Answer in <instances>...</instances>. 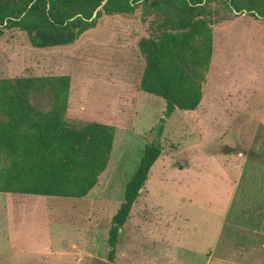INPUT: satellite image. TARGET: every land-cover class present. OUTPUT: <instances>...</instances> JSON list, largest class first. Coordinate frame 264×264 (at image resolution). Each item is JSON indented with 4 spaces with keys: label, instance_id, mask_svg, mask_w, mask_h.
Listing matches in <instances>:
<instances>
[{
    "label": "rangeland",
    "instance_id": "rangeland-1",
    "mask_svg": "<svg viewBox=\"0 0 264 264\" xmlns=\"http://www.w3.org/2000/svg\"><path fill=\"white\" fill-rule=\"evenodd\" d=\"M209 9L213 53L203 97L196 109L168 116L164 99L139 86L138 41L151 20H141L140 6L131 14H102L66 46L37 48L23 31L4 30L0 78L69 75L65 122L106 123L114 137L107 166L84 197L0 192V206L9 204L4 196L24 198L12 219L26 222L32 244L49 249L42 257L0 254V264L109 261L111 218L152 143L161 153L120 228L111 262L264 264V16L222 0ZM31 102L50 104L41 95ZM7 231L0 228V235ZM1 243L10 248L6 238Z\"/></svg>",
    "mask_w": 264,
    "mask_h": 264
},
{
    "label": "trees",
    "instance_id": "trees-1",
    "mask_svg": "<svg viewBox=\"0 0 264 264\" xmlns=\"http://www.w3.org/2000/svg\"><path fill=\"white\" fill-rule=\"evenodd\" d=\"M211 1L216 0H106L92 18L102 0H0V37L17 28L34 47L66 46L94 27L102 14H131L140 6L141 20H151L138 41L144 59L139 86L164 99L168 116L174 109H196L203 97L213 53ZM222 1L264 16V0ZM69 87L67 74L0 78L1 192L84 197L96 185L109 160L114 130L96 121L81 127L67 124ZM34 95L47 97L49 108L34 105ZM160 153L159 144L146 145L125 183L123 201L106 234L109 261Z\"/></svg>",
    "mask_w": 264,
    "mask_h": 264
},
{
    "label": "crops",
    "instance_id": "crops-1",
    "mask_svg": "<svg viewBox=\"0 0 264 264\" xmlns=\"http://www.w3.org/2000/svg\"><path fill=\"white\" fill-rule=\"evenodd\" d=\"M141 190V189H140ZM1 192V191H0ZM6 194H11L13 192H4ZM17 193V192H15ZM21 194H26V193H21ZM27 195V194H26ZM35 195V194H33ZM11 199V200H10ZM23 197L22 196H4L3 200L4 202H9L7 205L4 203V205L0 206V215L1 218L4 219L0 223V228L8 230L4 236H1L2 238H6L8 240V246L10 248L7 249L2 243L0 246H3V249H0V254H14L16 257L21 256L22 258H27L25 256H37V257H42L45 253V255H49V249L47 244H38L37 247L35 244H32V242H36V239H32L31 237H28L27 234L28 232L25 231L26 228V222H15L14 219H12V214H14L16 211L18 212V209L23 208L25 205L22 204L23 202ZM12 206H10L11 204ZM25 208V207H24ZM12 209L13 211H11ZM11 211V212H10ZM33 223V222H32ZM20 225V228L17 226ZM13 228L22 229L23 231H15L14 233L12 231H9ZM38 234V232H36ZM29 239H32L33 241L31 242Z\"/></svg>",
    "mask_w": 264,
    "mask_h": 264
},
{
    "label": "water",
    "instance_id": "water-1",
    "mask_svg": "<svg viewBox=\"0 0 264 264\" xmlns=\"http://www.w3.org/2000/svg\"><path fill=\"white\" fill-rule=\"evenodd\" d=\"M106 0H102L101 4L99 7H97V9L93 12V15H92V18L95 17L96 15V11L99 10L101 8V6L105 3ZM257 15V14H256ZM101 263L102 264H114L113 262L111 261H107V260H101Z\"/></svg>",
    "mask_w": 264,
    "mask_h": 264
}]
</instances>
